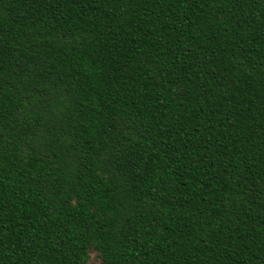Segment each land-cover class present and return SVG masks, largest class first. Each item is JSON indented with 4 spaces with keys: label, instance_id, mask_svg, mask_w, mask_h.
<instances>
[{
    "label": "trees",
    "instance_id": "obj_1",
    "mask_svg": "<svg viewBox=\"0 0 264 264\" xmlns=\"http://www.w3.org/2000/svg\"><path fill=\"white\" fill-rule=\"evenodd\" d=\"M0 264H264V0H0Z\"/></svg>",
    "mask_w": 264,
    "mask_h": 264
}]
</instances>
